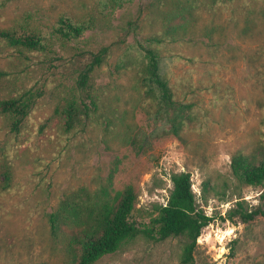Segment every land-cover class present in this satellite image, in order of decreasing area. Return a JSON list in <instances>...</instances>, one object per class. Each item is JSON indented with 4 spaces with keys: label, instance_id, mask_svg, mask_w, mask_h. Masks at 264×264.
I'll list each match as a JSON object with an SVG mask.
<instances>
[{
    "label": "rangeland",
    "instance_id": "374dc122",
    "mask_svg": "<svg viewBox=\"0 0 264 264\" xmlns=\"http://www.w3.org/2000/svg\"><path fill=\"white\" fill-rule=\"evenodd\" d=\"M69 17L97 26L55 39L51 55L21 56L0 40V69L10 75L0 100L36 98L18 132L0 112V264H71L80 246L55 239L50 224L66 197L82 188L114 197L131 186L134 221L143 226L168 203L181 172L191 174L197 204L213 218L193 264H264V217L229 218L238 201L264 209V186L241 184L231 171L235 154L264 143V0H0V29L50 31ZM170 27L187 32L159 47L175 99L191 105L179 137L146 91L139 51ZM103 47L109 55L89 92L97 108L67 131L68 103L90 101L76 87L74 62ZM184 243L140 239L96 264H182Z\"/></svg>",
    "mask_w": 264,
    "mask_h": 264
},
{
    "label": "trees",
    "instance_id": "16d2710c",
    "mask_svg": "<svg viewBox=\"0 0 264 264\" xmlns=\"http://www.w3.org/2000/svg\"><path fill=\"white\" fill-rule=\"evenodd\" d=\"M125 3L131 0H115ZM231 1V0H228ZM191 4V3H189ZM180 7V4H177ZM186 9L190 5L185 6ZM183 18L182 11H178ZM178 12L171 15L177 19ZM97 26L95 21L77 22L73 18L61 19L50 31L34 29L8 28L0 29V40L5 41L19 55L28 56L35 52L56 53L54 41L57 38L68 41L80 38L88 30ZM187 32L170 27L165 35L148 38L146 45H140L139 51L146 63L145 88L158 103V114L170 125L169 133L180 136L181 130L191 119V105L175 99L170 80L163 72L159 47L166 41H179ZM109 55V48L103 47L92 52L91 57L74 62L77 67L76 87L80 93L91 92L92 79L97 68L101 67ZM9 72L0 69V82L8 78ZM89 102L84 98L70 101L64 110L67 131L77 129L85 119L91 117L97 108L98 100L90 93ZM36 102L32 92L20 97L0 100V112L13 119L12 131L18 132L22 122L27 118ZM264 135V134H263ZM233 176L244 185L264 186V143L251 154L238 152L232 158ZM5 177V175H4ZM7 177V175H6ZM173 189L166 205L157 208V215L146 225L134 221L137 193L129 186L114 197L108 191L90 193L86 188L66 197L59 208L50 215L52 234L55 239L69 245L80 246L79 255L71 264H96L103 257L114 254L137 240L166 241L182 238L185 240L182 264L194 263V252L204 228L213 218L208 216L197 204L193 191L192 176L181 172L172 176ZM240 217L243 221H253L264 217V209L248 210L243 201H238L230 211L229 218Z\"/></svg>",
    "mask_w": 264,
    "mask_h": 264
}]
</instances>
